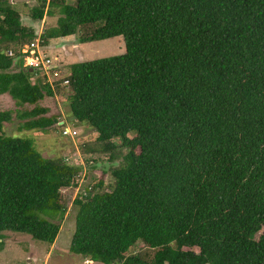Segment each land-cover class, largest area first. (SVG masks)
Wrapping results in <instances>:
<instances>
[{
  "label": "trees",
  "instance_id": "trees-1",
  "mask_svg": "<svg viewBox=\"0 0 264 264\" xmlns=\"http://www.w3.org/2000/svg\"><path fill=\"white\" fill-rule=\"evenodd\" d=\"M56 7L59 27L38 37L0 0V96L33 107L17 111L20 131L47 130L59 121L40 103L67 88L110 160L116 141L128 149L111 191L100 180L76 198L70 251L102 264H264V0H41L32 19ZM78 33L123 37L126 52L73 64L55 87L23 60L11 71V44L27 57L26 45ZM12 120L0 111V249L6 232L53 245L83 167L5 136Z\"/></svg>",
  "mask_w": 264,
  "mask_h": 264
},
{
  "label": "rangeland",
  "instance_id": "rangeland-1",
  "mask_svg": "<svg viewBox=\"0 0 264 264\" xmlns=\"http://www.w3.org/2000/svg\"><path fill=\"white\" fill-rule=\"evenodd\" d=\"M12 7L22 15L24 25H31L35 28L38 37L47 29L59 27V20L63 17L60 8L50 9L51 14L46 15L44 20L35 22L32 19L33 9L39 8L41 0H6ZM74 4L75 0H66ZM80 33L67 38L50 41L45 48H39V54L50 58L57 63L59 68L51 69L48 77L40 73L36 77H46L47 83L53 84L58 81L59 76L68 74L73 64L110 58L122 55L126 52L123 37H116L108 40L81 43ZM25 45V44H24ZM15 59L14 68L11 71L19 70V62L24 61L26 68V56H22L19 50L20 45L11 44ZM28 45L25 46L27 49ZM5 44H0V51H4ZM9 53V52H8ZM16 55V56H15ZM58 73V75H57ZM35 79L33 78V82ZM65 85H63L64 87ZM56 92V91H55ZM67 88L55 93L52 97H46L40 105L46 107L49 112L47 117L56 116L59 123L47 130L20 131L23 121L17 117L18 110H31L32 106L17 107L16 102L5 94L0 96V111H12L13 120L4 124V135L21 139H30L34 142L36 150L48 159H64L65 161L79 164L83 167L82 175L76 180V185L64 191V203L67 212L61 224L60 234L53 245L38 241L28 234L6 232L1 249L0 264H102L94 263L88 258L74 254L70 251L71 241L76 229L77 207L74 202L76 198L92 189L100 180L104 182L101 191H111L114 185L112 171L123 166V158L128 149L116 141L118 149L115 151L116 159L110 160V153H104L102 145L97 141L98 135L95 130L87 124H80L74 120L69 106ZM70 127L75 130L77 136L64 135V128ZM2 242V241H0ZM144 250L141 243H138L132 253Z\"/></svg>",
  "mask_w": 264,
  "mask_h": 264
},
{
  "label": "built area",
  "instance_id": "built-area-1",
  "mask_svg": "<svg viewBox=\"0 0 264 264\" xmlns=\"http://www.w3.org/2000/svg\"><path fill=\"white\" fill-rule=\"evenodd\" d=\"M39 48H41V46H40L39 40H37L36 42L31 43L25 50L26 53L28 52L30 53V55H28L26 58V68L32 69L33 71H39L42 74L45 73L46 74L45 76H47L48 72L51 69H56V68L58 69L59 66L57 63H53V61L50 58L46 56H41L39 54ZM67 84H68V81L67 80L64 81V85H67ZM64 135L77 136L78 133L76 131H73L70 127L65 126Z\"/></svg>",
  "mask_w": 264,
  "mask_h": 264
},
{
  "label": "crops",
  "instance_id": "crops-1",
  "mask_svg": "<svg viewBox=\"0 0 264 264\" xmlns=\"http://www.w3.org/2000/svg\"><path fill=\"white\" fill-rule=\"evenodd\" d=\"M9 53H11V52H9Z\"/></svg>",
  "mask_w": 264,
  "mask_h": 264
},
{
  "label": "water",
  "instance_id": "water-1",
  "mask_svg": "<svg viewBox=\"0 0 264 264\" xmlns=\"http://www.w3.org/2000/svg\"><path fill=\"white\" fill-rule=\"evenodd\" d=\"M0 241H2V240H0Z\"/></svg>",
  "mask_w": 264,
  "mask_h": 264
},
{
  "label": "clouds",
  "instance_id": "clouds-1",
  "mask_svg": "<svg viewBox=\"0 0 264 264\" xmlns=\"http://www.w3.org/2000/svg\"><path fill=\"white\" fill-rule=\"evenodd\" d=\"M11 54V53H10Z\"/></svg>",
  "mask_w": 264,
  "mask_h": 264
}]
</instances>
